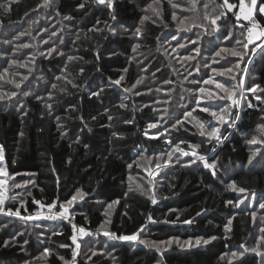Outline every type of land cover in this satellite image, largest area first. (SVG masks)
<instances>
[{"label": "trees", "instance_id": "16d2710c", "mask_svg": "<svg viewBox=\"0 0 264 264\" xmlns=\"http://www.w3.org/2000/svg\"><path fill=\"white\" fill-rule=\"evenodd\" d=\"M229 2L236 6L231 11L223 0H115L111 9L95 0H0V95L6 96L0 100V167L8 173L0 176L6 181L0 186V264H264L255 253L231 257L241 244L264 250V143H248L264 139V38L248 39L250 21L264 24V13L245 20L238 16L240 0ZM221 12L227 15L213 32L211 18ZM136 27L141 36L134 35ZM222 48L227 51L216 56ZM121 76L120 85L111 83ZM255 85L256 91L247 90ZM12 92L17 95L7 98ZM49 92L50 109L35 99L47 100ZM177 120L182 123L173 127ZM197 121L206 129L219 126L226 139L202 136ZM153 123L158 126L149 127ZM177 144L215 162V175L199 160L188 164L196 158L174 151ZM233 181L246 191L230 189ZM77 191L86 195L67 204ZM36 196V204L67 206L68 218L33 213L29 203ZM8 208L39 218L9 216ZM142 226L135 241L104 235H132ZM79 227L88 235H76Z\"/></svg>", "mask_w": 264, "mask_h": 264}, {"label": "snow or ice", "instance_id": "6c2138e0", "mask_svg": "<svg viewBox=\"0 0 264 264\" xmlns=\"http://www.w3.org/2000/svg\"><path fill=\"white\" fill-rule=\"evenodd\" d=\"M47 2H48V0H45V3H47ZM95 2H96L97 4H99V5H104V6H106L107 8L111 9V8H113V5H114V3H115V0H95ZM224 6H226V8H227L229 11L233 10V9L236 7L235 5H233L232 3H230L229 0H223V5H222V7H224ZM78 7H79V8H84V7H85V4H84V3H80V4H78ZM148 7L151 8L152 5L149 4ZM205 7H207V5H205ZM239 8H240L241 11H244V9H245V5H244L243 0H240ZM254 10H255V11H258V12H260V13H264V0H251L250 6L247 8V14H245L243 18H244L245 20H251V19H252V15H253V11H254ZM226 15H227L226 12H221L220 14H218V15H216V16H214V17L211 18V24L216 26V27L213 28V32L219 30V25L217 24V21L220 20L222 16H226ZM66 18L71 19L70 17H66ZM173 18L175 19V13L173 14ZM238 18H239V17H238ZM112 19H113V20L115 19V15H112ZM146 19H148L147 16L142 17V19H141V21H140L141 25H143L144 20H146ZM153 22H155V21H153ZM193 26H195V25H193ZM253 27H255V25H253ZM111 31L115 32L116 29H111ZM134 35H136V36H141V35H142V33H141V28H140V27H136V28H135V30H134ZM172 38H173V39H176L175 36H173ZM260 38H264V31H261L260 33H258V34L255 36V39H260ZM248 39H249V42H250V43L253 42L254 37H253V31H252L251 28L248 30ZM193 43H195V42H193ZM139 46H140L139 44L136 45L137 48H138ZM181 46H183V45H181ZM25 47H27V45H26ZM245 47H247V45H245ZM262 50H264V49H262ZM55 51H56V50H55L54 48H50L49 53H51V52H55ZM133 51H135V48L133 49ZM196 51H197V53H198V52H199V49H197ZM224 51H227V49H223V48L220 49L219 51L216 52V56H220L221 52H224ZM60 54L62 55L63 53H60ZM42 55H43V54H42ZM231 55H234V56H240L241 53H240V52H236V51H232V52H231ZM69 59H71V58H69ZM22 66H24V65H22ZM237 67H239V65H237ZM125 71H127V69H125ZM227 71H231V69H228ZM5 72H7V69H5ZM2 78H3V77H0V79H2ZM234 78H235V77H233V79H234ZM24 79L27 80L28 77L25 76ZM41 79H43V78L41 77ZM55 79H56V80H59V79H61V77H60V76H56ZM123 79H124V77L121 76L119 79H117V80H115V81H112L111 83L114 84V85H120V83H121V81H122ZM204 82H205V83H212L213 81H210V80H209V81H204ZM137 83H140V81L138 80ZM240 86H241V88L243 87V82H241V85H240ZM16 87L19 88V87H20V84L17 83V84H16ZM50 87H51L52 89H56V88H57V85H56L55 83H52V84L50 85ZM216 87H217V88H223L224 85L217 83V84H216ZM257 87H258V85H255V86H252V87L248 88L247 90H248V91H253V92H254V91H256V88H257ZM100 91H103V89H100ZM125 91H128V89H126ZM225 91L228 92V89H225ZM200 92L203 93V92H204V89H200ZM31 94H32V93H30V92H28V91L23 92V95H24V96H29V95H31ZM99 94H100V92H95V91L92 93V95H94V96H99ZM16 95H17L16 92H12V93L10 94V96H8L7 98H11V97H14V96H16ZM234 95H235V92H234V91L231 92V96H234ZM5 98H6L5 95H0V100H3V99H5ZM257 98L259 99L260 97H257ZM35 99L44 101V102L46 103V106H47L49 109L52 108V104L47 102L48 100H51V99H52V94H51L50 92L48 93L47 100L45 99V97H43V96H39V95L35 96ZM233 103L238 105V104H239V101H238V100H234ZM17 107H18V109H22V108H23V104H18ZM120 107H126V106H125L124 104H121ZM248 107H252V105H251V104H248ZM202 111H204V112H210V114H211L213 117H217L218 121H220V122H223V123H227V122H228L227 120H225V117H224L223 115L218 116V115H217V112H215V111H211L208 107L203 108ZM25 114H26V113H25ZM191 115H192V113H191L190 111L184 113L185 118H187V117H191ZM57 119H59V117H57ZM93 119H95V117H93ZM109 119L111 120L112 117L109 116ZM239 119H240L239 115L235 116V117L233 118V121H232L233 125H234ZM125 123H131V121H125ZM181 123H182L181 120H177V121H176V124H174L173 127H176L177 124H181ZM197 123L199 124V128L201 129V133H200V134H201L202 136H207L209 139H211V140H215L217 143H220V142H222L223 139H226V137L223 136V135L221 134V132H220V127H219V126H217V125H213V126H210L209 129H206L203 123H200L199 121H197ZM157 126H158V125H157V124H154V123L149 125V127H157ZM260 128H261V132L264 133V125H261ZM89 131H91V130L89 129ZM21 135H23V133H21ZM113 135H114V136H118L119 134H118V133H113ZM77 142H78V141H77ZM169 143H171V141H169ZM181 143H183V141H181ZM248 143H250V144L264 143V139H257V138L254 136V137H252V138L248 141ZM190 147H192L193 149H195V148H198L199 145H192V146H190ZM174 151L179 152V153H182L184 156H193V157H195L196 159H194V160H189V161H188V164L195 163L196 160H199V161L203 162V166H204L205 168L212 170V174L215 175V173H216V163H215V162L209 163L208 160H207L204 156H202V155H198V153H197L196 151H192L191 153H190L189 151H185L184 149H182V148L179 146V144H177V145L175 146ZM171 155H172V153H168L169 160L165 162V166L167 165V163H169V162L171 161ZM255 156H256V153H253V158H254ZM0 161H3V146H2V145H0ZM252 162H253V161H252V159L250 158V159L248 160V163H249V164H252ZM69 163H71V161H69ZM156 168H157V169H160V168H161V165H160V164H157V165H156ZM7 175H8V173L6 172L5 168H4V167H0V176H7ZM149 175L152 176L153 173L150 172ZM5 183H6V181H4V180H0V186H2V185L5 184ZM17 186H19V185H17ZM228 187H229L230 189L234 190V191H237V190H238V191L241 192V193H243V192L246 191L243 187L237 188V186H236V184H235V181H233L232 183L228 184ZM129 191H132V189L129 188ZM85 195H86V193H84L83 191H77V193H76L74 196H72L71 200H69V201L67 202V204H69V205L72 204V203H73L74 201H76L78 198L82 200V199L84 198ZM151 200H152V203H153V204H155V203L157 202L156 199L154 198V192H153V196L151 197ZM4 203H5V200H4V194H3V192H0V206H3ZM115 203H119V201H115V202H113V204H108V208L111 209ZM227 203L231 204V203H233V202H232V201H228ZM241 203H243L242 200L239 201L238 203H236L234 206H235V207H239V205H240ZM49 207H55V205H54V204H53V205H49ZM62 208H63L62 211H59V212H57L55 215H53V216H51V217H48V218H49V219H57V218H61V217H62V218H68V217H67L68 207H67V206H62ZM259 208L264 209V202H260V203H259ZM4 210H5V209H4L3 207H0V212H2V211H4ZM7 214H8L9 216H16V217H19V218H21V219H25V220L34 219V218H39V217H32V216H27V217L21 216V213H20L19 210L13 211L11 208H8V209H7ZM251 215H252V218H253V220H254V219H255V216H256V213L253 211V212L251 213ZM177 219H178V218H177ZM261 219L264 220V217H262ZM148 220H149V221H152V217H151L150 215L148 216ZM184 223H192V221H191V220H185ZM230 225H231V219L228 220V224L226 225V230H228V231L231 230L230 227H229ZM144 227H146V226H142V227L138 230V232L133 233L132 235H122V236H117L115 233H110V232H104V235L109 236L110 239H112V240L135 241V240L139 239V232H142V231L144 230ZM73 228H75V225H73ZM79 232H80L81 234H83V235H88V233L85 231L84 228H80V229H79ZM260 232H261V233H264V227L260 228ZM215 239H216V237H214V236H213V237H210L209 239H203V238H201V239H198V240L196 241V245L199 246L201 243H203L204 245H207V244L211 243L212 240H215ZM71 240H72L73 243L75 244L76 249H79L80 244L76 242V241H77V236H76V235H73V236L71 237ZM260 240H261V241H264V235H262V236L260 237ZM140 242H141L142 244H144L145 247H147V248H154V247H155V248H158V247H159V246H157V245H155V244H153V243H151V242H148V241L141 240ZM170 243H171V242H169V244H170ZM187 244H188V246H191V241L187 242ZM63 246H64V245H61V247H63ZM49 251H50V250L47 249V248L44 249V252H45V253H49ZM247 253H255L256 255H260L262 258H264V250H261L259 243H257L256 246L251 247V248H249V247H245V245L241 244V245L238 246V250H237V251H233V252H231V257H232L233 259L240 260V259H242V258L245 256V254H247ZM76 254H77V253H74V255H73V261H75V255H76ZM93 254L95 255V253H93ZM61 259H63V258L61 257ZM65 264H67V262H65Z\"/></svg>", "mask_w": 264, "mask_h": 264}, {"label": "built area", "instance_id": "2783aa9c", "mask_svg": "<svg viewBox=\"0 0 264 264\" xmlns=\"http://www.w3.org/2000/svg\"><path fill=\"white\" fill-rule=\"evenodd\" d=\"M253 25H255V27L259 28L260 30H264V24H261L259 23L258 21L256 20H252L250 21L249 23V29L253 27ZM32 212L35 213V214H38L40 216H44V217H50L52 215H55L57 212L59 211H62L63 209L62 208H52V207H49V205H45V204H36L32 207ZM82 228V227H79V228H76L74 229L75 232H76V235H82L80 232H79V229ZM75 262V261H73Z\"/></svg>", "mask_w": 264, "mask_h": 264}, {"label": "crops", "instance_id": "0c3cea01", "mask_svg": "<svg viewBox=\"0 0 264 264\" xmlns=\"http://www.w3.org/2000/svg\"><path fill=\"white\" fill-rule=\"evenodd\" d=\"M243 2H244V5H245V9H244V11H241L240 10V8H239V10H238V16H240V17H244V15L245 14H247V8L250 6V3H251V0H249V2H247V0H243ZM255 10L253 11V15H252V18H253V16H254V14H255ZM259 29V28H258ZM260 30V29H259ZM260 31H263V30H260ZM259 32L258 31H255L254 32V34H253V37H254V39L253 40H258V39H255V36L258 34Z\"/></svg>", "mask_w": 264, "mask_h": 264}, {"label": "rangeland", "instance_id": "374dc122", "mask_svg": "<svg viewBox=\"0 0 264 264\" xmlns=\"http://www.w3.org/2000/svg\"><path fill=\"white\" fill-rule=\"evenodd\" d=\"M233 4V3H232ZM233 5H235V4H233ZM238 8H239V6H238ZM239 14V13H238ZM252 29V31H253V34H254V32L255 31H258L259 33L261 32L257 27H252L251 28ZM264 31V30H263ZM41 201V199H40V197L39 196H36L34 199H32L31 201H30V203H29V208H32L37 202H40Z\"/></svg>", "mask_w": 264, "mask_h": 264}, {"label": "bare ground", "instance_id": "6f19581e", "mask_svg": "<svg viewBox=\"0 0 264 264\" xmlns=\"http://www.w3.org/2000/svg\"><path fill=\"white\" fill-rule=\"evenodd\" d=\"M128 56V55H127ZM243 109V108H242ZM1 223V222H0ZM203 237V236H202ZM194 245V244H193Z\"/></svg>", "mask_w": 264, "mask_h": 264}]
</instances>
